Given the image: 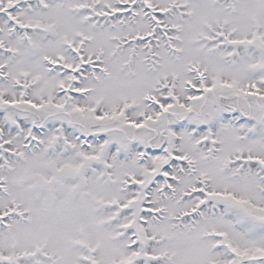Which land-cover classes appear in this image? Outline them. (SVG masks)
Here are the masks:
<instances>
[{
  "label": "snow or ice",
  "instance_id": "1",
  "mask_svg": "<svg viewBox=\"0 0 264 264\" xmlns=\"http://www.w3.org/2000/svg\"><path fill=\"white\" fill-rule=\"evenodd\" d=\"M0 264H264V0H0Z\"/></svg>",
  "mask_w": 264,
  "mask_h": 264
}]
</instances>
